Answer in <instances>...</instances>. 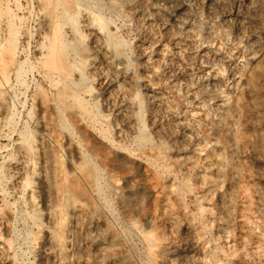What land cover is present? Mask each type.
Instances as JSON below:
<instances>
[{
    "label": "rangeland",
    "instance_id": "1",
    "mask_svg": "<svg viewBox=\"0 0 264 264\" xmlns=\"http://www.w3.org/2000/svg\"><path fill=\"white\" fill-rule=\"evenodd\" d=\"M80 1L0 0V101L9 107L0 106V210L9 199L15 214L0 264L40 258L14 167L41 165L34 150L46 148L49 162L71 170L80 147L102 168L105 264H264V0ZM62 2L75 12V37L53 20ZM92 11L109 39L88 25ZM80 99L107 115L106 136L77 122ZM88 229L75 231L79 258L62 264L97 251L99 228Z\"/></svg>",
    "mask_w": 264,
    "mask_h": 264
},
{
    "label": "bare ground",
    "instance_id": "2",
    "mask_svg": "<svg viewBox=\"0 0 264 264\" xmlns=\"http://www.w3.org/2000/svg\"><path fill=\"white\" fill-rule=\"evenodd\" d=\"M44 1H48V0H44ZM51 1H54V0H51ZM64 1H68V0H64ZM75 1L77 2L78 6L81 4L80 0H75ZM49 2H50V0H49ZM111 2L114 4L116 2V0H111ZM52 6H54V5H52ZM61 6H62L61 10H59V11L56 10V13H55L56 15L53 14V12L51 11L53 16H55L53 18V20L55 21V23L58 26L60 25V21L62 19H63V21L69 23L72 28L69 29L66 32V34L67 35L69 34V36L71 34V35H73V37H75L74 33L79 31V28H76V26H74V23L76 21L75 16H74L75 12L70 11L64 5L63 2L61 4ZM88 8L90 9L89 6H86V9H88ZM162 12H163V10H162ZM50 15H51V13H50ZM45 16H44V19H45ZM86 16H87V14H86ZM60 17H62V19H60ZM42 18H43V16H42ZM46 18H49V17H46ZM87 18H88V20H87L88 25L90 24L91 27L93 26V27L99 28L100 32L105 34V37L107 36V38H108V36H110V30H109L108 23L105 21V19L101 13H95L92 11V12H90V15L88 14ZM51 20H52L51 18L48 19V21H47V19H45V21H47L46 23L50 22ZM87 21H85V22H87ZM73 26L75 29L73 28ZM60 35H61V33H59L57 39L60 38ZM15 43H16V37L14 36L9 40V44L13 45ZM114 48H115V50L117 49L116 47H114ZM116 51H118V49ZM8 52H9V58L13 59L16 55V51L15 50H9ZM79 59H80V57L77 55L73 59L74 60L73 63H75ZM17 64H18V66L16 65L17 67L16 66L15 67H16V72L18 74L17 76H19L20 72L24 68V61L17 62ZM7 102L8 101L6 100V97H1L0 106L3 108L6 107L5 109H7V107H8ZM77 103L80 105V108H81L80 112L78 113L79 115L77 118V122L79 124H82V126H84L87 131L91 130L92 132H98L100 134V137L102 138V134L105 135L104 127L107 126V122H106L107 115L100 109V107H98V105H97L98 103L96 104V101H95V103L90 104V103L80 99L79 101H77ZM142 104H143V102H142ZM141 107H143V106H141ZM8 109H9V107H8ZM12 117H13V114L8 113L5 120L7 119L6 121L10 122ZM43 126H44V129L47 130L46 126L45 125H43ZM45 130L43 131V134L40 135V138L42 141V142L39 141L42 144L41 148L43 147L44 144H46L44 141L48 140L47 137H45L47 135V132ZM22 136L24 138L25 135H22ZM17 140H19V139H17ZM20 140L22 143L26 142V138H24V140H25L24 142L22 140V137H20ZM148 141H151V140L147 136H141L139 139V143L141 145L143 143H147ZM21 142H19L20 147L22 145ZM24 144H23V148H26V150H27L26 143H24ZM39 146H40V144H39ZM20 147H17V148L21 149L22 147L21 148ZM28 147H30V146H28ZM30 148H28V150H27L28 152H29ZM80 148L81 149H78V150H79V153L81 155V156L79 155L81 160L78 161L77 164L71 168V170H66L62 166H56L54 163L49 162L50 160L47 158V155H46V151H47L46 148H45L46 151L44 150V148L39 152L37 150H34V151H36V154L38 155L39 162H40V158H41V165L39 164L38 166H36V164H37V163H35L36 159H35V162H31V160L28 158L30 160L29 163L26 162L27 164H23L20 167H14L15 170L10 168V169L14 170L13 172L10 171L11 174L9 175V178L11 181V187H12L14 192H15V190L18 191V195L20 197V198L18 197V199L22 202L21 205H23L22 207H24L23 211L26 213V215H28V218H29L28 219V225L26 224L29 227V229L27 230L28 231V234H27L28 237H26V239H28V241L30 243L29 245H31V247L33 249H36L37 252L39 253V256H40V258L38 260L39 264H45V260H46L45 257L48 255L52 256V258H54L56 261H58L59 264H62L65 261H73L74 259H76L78 256L75 258L76 255L73 253L75 250L72 252V246L74 245V241H75L74 236L76 235L75 231L78 228V226H80L81 229H83V230L85 229V231H86V229L89 230L88 227L92 224L93 225L95 224L96 228L97 227L99 228L97 236L95 238H93L94 241L96 240L98 243L97 244L98 248L95 247L97 249V251L94 249V253H92L91 255L88 254L89 256L87 258H85V256H87V254L85 256L83 255L84 259L81 257L82 260H79L78 262H79V264H105L102 261V260H104V259H102V254H103L104 250H106L105 249L106 246L103 248L104 250L102 249V246H104V244L102 245V242H103L102 241V235H103L102 234V231H103V229H102V218H103L102 208L103 207L102 206H104L105 204L102 205L101 199L102 200L104 199V202H105V200L107 198L106 197H105L106 199L102 198V182H101V180H102V177H101L102 168L100 169V164H98V162L91 161L92 159L90 160V154H88V152L85 148H83V147H80ZM31 150L33 152V148ZM24 151H25V149H23L22 153L26 152V151L25 152ZM19 153H20V155L22 154L21 151H19ZM26 154H28V153L26 152ZM33 154H35V152ZM22 155H24L26 157L25 154H22ZM37 155H35V156H37ZM28 156H30V155H27V157ZM27 157H26V160H25V158H23V160L27 161ZM19 158H18V160H19ZM35 158H37V157H35ZM15 161L13 163L14 165H15ZM18 162H20V161H18ZM32 163L35 165H33ZM30 173H32L33 175L34 174L36 175V184L31 182L32 180L30 179V176H31ZM8 191H10V190H8ZM3 199H4V197H3ZM16 199L17 198H15L14 201H16ZM12 205H13V201H11L9 199H5V202L3 203V206H2V210H0L1 211L0 220H1V222H4L3 224L5 226L4 231L0 232V239H1V242L6 244L7 246L10 245V238H11V237L9 238V236H10L9 226L10 225H8V223H10L11 220H13V218L15 217V214L13 213ZM0 208H1V206H0ZM26 218H27V216H26ZM105 220H107V219H105ZM145 220H146V222H148V219H145ZM134 225H136V224H134ZM80 227L78 228L79 230L76 232H80V230H81ZM11 228H12V226L10 227V229ZM111 228L112 227H110V229ZM94 229H95V227H94ZM96 230H98V229H96ZM91 231H92V229H91ZM82 233L81 234L78 233L79 236L85 234V232L83 234ZM90 235H91V233H90ZM86 237H84V238H86ZM106 239H109L112 242L116 241V238L113 234H111ZM11 241H12V239H11ZM106 245H107V243H106ZM8 247H10V246H8ZM102 250H103V252H102ZM77 255H78V253H77ZM110 256H112V255H110ZM107 257H109V256H107ZM51 261H52V259H51ZM58 262H57V264H58ZM46 264H48V263H46Z\"/></svg>",
    "mask_w": 264,
    "mask_h": 264
}]
</instances>
